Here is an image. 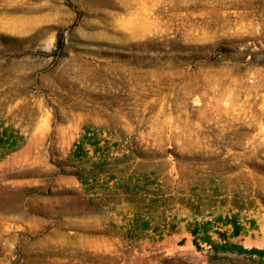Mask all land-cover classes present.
Returning a JSON list of instances; mask_svg holds the SVG:
<instances>
[{
	"label": "rangeland",
	"instance_id": "obj_1",
	"mask_svg": "<svg viewBox=\"0 0 264 264\" xmlns=\"http://www.w3.org/2000/svg\"><path fill=\"white\" fill-rule=\"evenodd\" d=\"M204 235L264 248V0H0V264L259 261Z\"/></svg>",
	"mask_w": 264,
	"mask_h": 264
},
{
	"label": "trees",
	"instance_id": "obj_2",
	"mask_svg": "<svg viewBox=\"0 0 264 264\" xmlns=\"http://www.w3.org/2000/svg\"><path fill=\"white\" fill-rule=\"evenodd\" d=\"M241 228L240 227H236L235 229V232H234V235H238L240 234V231ZM195 235H197V233L199 231L197 230H193L192 231ZM221 234V236L223 237H226L224 233H219ZM203 241L205 243H208L209 245L211 246H215V249L217 251H221V252H234V253H237L239 255H244V256H247V257H254V256H257L259 258V261L257 262V264H262L263 262V259H264V248H259V247H253V248H246L244 247L243 245H234V246H230V245H223V246H220V245H217L215 243V241L212 240L211 236H207V235H204L202 237ZM196 245L199 247V242L196 241L195 242ZM257 261V260H255Z\"/></svg>",
	"mask_w": 264,
	"mask_h": 264
}]
</instances>
